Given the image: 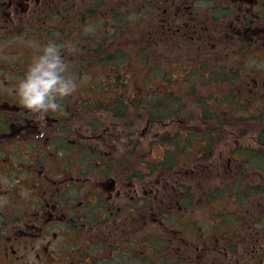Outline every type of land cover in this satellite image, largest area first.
Wrapping results in <instances>:
<instances>
[{
	"label": "trees",
	"instance_id": "1",
	"mask_svg": "<svg viewBox=\"0 0 264 264\" xmlns=\"http://www.w3.org/2000/svg\"><path fill=\"white\" fill-rule=\"evenodd\" d=\"M91 2L86 11L75 8L76 16L84 21L56 25L57 42L65 45L62 51L67 62L72 53L75 72L99 78L83 97L76 96L75 116L89 114L93 135L102 132L98 125L107 132L121 130L125 150L132 153L135 148L138 154L139 174L156 173L158 167L159 174L165 175L167 191L174 186L185 193L184 211L195 203L207 204L205 199L212 197L228 199L229 208L213 224V231L224 234L238 224L232 235L236 240L242 237L243 243L221 244L225 248L221 259L209 252L194 264H236L237 260L238 264H264V235L258 228L264 222V201L258 200V195H264V183L252 180H264V88L258 87L259 76L248 66L251 59L259 58L252 53L259 44L251 39L253 44H242L245 38L228 27L229 15L222 3L203 8L208 11L199 21L200 7H161L149 0L136 5L130 0ZM212 20L219 23L212 27ZM247 26L251 31L261 28L257 22ZM139 28L144 37L135 44L130 32ZM257 52L264 53V49ZM241 111L246 114L238 115ZM132 116L144 119L145 130L139 124L130 126ZM146 131L161 135L145 144L140 139ZM244 138L251 144H245ZM230 141L238 146L229 157L230 165L236 167L227 168L215 184H207L203 174L217 167L213 158L217 148ZM155 145L163 149L158 162L150 159ZM233 171L244 174L242 180L225 179ZM222 184L224 189L217 188ZM231 193L230 198L223 196ZM172 212L167 210V215ZM180 232L171 237L170 255L174 264H187L193 259L182 245L188 241L182 236L185 230ZM156 241L160 248L156 251L166 256V238L157 236ZM165 261L169 264L166 257Z\"/></svg>",
	"mask_w": 264,
	"mask_h": 264
},
{
	"label": "flooded vegetation",
	"instance_id": "2",
	"mask_svg": "<svg viewBox=\"0 0 264 264\" xmlns=\"http://www.w3.org/2000/svg\"><path fill=\"white\" fill-rule=\"evenodd\" d=\"M113 1L124 3V0ZM149 1L161 7H200L199 21L208 11L203 8L222 3L229 15L228 27L245 38L242 44L246 46L251 39L259 44L257 47L264 48L261 24L264 0ZM91 3V0H0V264H140L141 258L154 264L156 228L148 220H156V209L164 204L168 208L171 200L159 199L163 185L157 178L141 185L138 154L135 148L132 153L125 150L121 130L104 129L93 135L90 125H80L84 132L73 127L69 130L71 134L83 133L85 140L79 143L75 153L72 148L71 154H65L60 151L66 143L61 142L63 130L58 123L66 122V118L56 117L75 116V95L61 100L62 110L41 114L21 106L13 91L42 48L25 49V43L33 37L43 45L50 40L57 42L56 25L84 21L85 18L76 16L75 8L86 11ZM215 12L218 14V10ZM255 22L261 28L251 31L247 24ZM218 23L212 20V27ZM15 45L19 56L5 57ZM73 48L71 45L70 49ZM70 59L73 61L72 53L68 56V74L74 67ZM112 134L118 135L116 145H121L118 148L123 150L120 157L113 156L117 147L106 150L108 146H104L98 160H92L89 165V141L111 142L115 137ZM52 154L66 158L59 169L50 161ZM76 161L89 165L88 178L81 175L87 170L75 166ZM128 176L131 183L126 181ZM180 202L177 200L176 204ZM144 208L149 219L141 213ZM167 244L166 258L171 259L173 242L168 237ZM19 245L25 246L29 260L23 257L27 251L19 249ZM186 249L193 252L192 243ZM199 249L196 246L197 252Z\"/></svg>",
	"mask_w": 264,
	"mask_h": 264
},
{
	"label": "rangeland",
	"instance_id": "3",
	"mask_svg": "<svg viewBox=\"0 0 264 264\" xmlns=\"http://www.w3.org/2000/svg\"><path fill=\"white\" fill-rule=\"evenodd\" d=\"M132 3H134L136 5V2H132ZM132 18H134V16L131 17V19ZM89 30L90 31L88 33L91 32L92 26L89 27ZM130 34L132 36V37H130V39L135 44H137V40L139 38L144 37L143 36V30H141L140 28L138 29L137 32L133 30L132 32H130ZM38 46L42 47L43 44H39L37 42V38L33 37V38H30L27 43H25L24 48L25 49H32V51H36L38 49L37 48ZM17 49L18 48L15 45L10 51L8 50L4 54V56L7 58L12 57L13 55L16 57L19 56L20 52H19V49L18 50ZM261 49H264V48L255 47V49H253L252 53H254V56L259 57V58H254V60L251 59L249 61L248 66L251 67L253 72H255L256 77L259 76L258 77L259 84L264 86V53L257 52L258 50H261ZM135 50L136 49L133 50V48H130V51L132 53H134ZM115 52H116V50H115ZM70 60H71V62H70L71 64H72V62L75 63V61H72V59H70ZM75 71H77V70L75 67H73L71 69V71H69V75L73 76L78 81L79 87H77V89L73 93L75 95V99H76V96L83 97L84 95H82V93L87 89V87L89 85L92 84V81L95 79H99V78H94L93 76L86 74V73L77 74ZM101 82H103V81H101ZM260 101H262V99ZM256 105H257V103H256ZM245 114H246V111H241L238 113V115H245ZM88 116H89L88 113L83 112L78 116L65 115V116L56 117V119H58V120L61 117L66 118V120H65L66 122L58 123V126L60 127V130H63L61 132V138H64V139L61 142L62 143L65 142L68 147L66 145L62 146L60 148V151H64L65 154H66V152L71 154V150L73 148V152L75 153V150L77 149L79 143L81 141L85 140V134L78 133V134L74 135V134H71V132L69 130L73 127H75L76 129H79L80 125H82V124H84L86 127H89V125L92 122H89V119L91 117H88ZM143 120L144 119H141L140 117H138L137 119H134V117L132 116L131 120L129 119V122H131L130 126H134L136 124H139V125H141L140 128L142 130H145L146 126H145V123L143 122ZM135 121H136V123H135ZM100 122H101V119H100ZM98 127L101 128L100 125H98ZM79 130H81V129H79ZM81 131H83V130H81ZM51 135L54 136L53 134H51ZM112 135H115V134H112ZM158 135H161V133L155 134V132L153 131V132H150V134H148V132H147L144 135V138L140 139V141L146 144L148 142L149 138H152V139L155 138V140H156V137ZM117 137H118V135L117 136L115 135L114 141L105 142V143L101 142L100 144H95V142L92 143L91 141H89V143H88L89 144V146H88L89 150L87 149V152H89L88 153L89 165H90L92 160H95V159L98 160V158H99L98 155L102 152L101 149H103V146H105V147L108 146V147H106V150H112L115 147H117V145H116L117 144L116 142L118 140ZM243 141L245 142V144H247V143L251 144L250 139L244 138ZM70 143H73V146H70ZM108 143H112L116 146L109 145ZM199 145H202V143H200ZM74 146H75V148H74ZM119 146H121V145H119ZM118 147L114 151V154H113V156L116 158H119L120 153L123 151L122 147L120 149ZM235 147H238V146L237 145L234 146V143L232 141L225 142L223 144V146H219L217 148L215 157H213L216 160L217 167H214L213 169H211L213 171L208 170L207 173H204L202 180L207 178V180H205V182L207 184H215L216 180H218L220 177L223 176V172H225L227 168L232 169L233 167H236L234 164L230 165V162H229V157L231 155H233ZM152 152H153V157H150V159L154 162H158V160L161 159L163 156V149L158 145H155V148L153 149ZM51 157L52 158L50 159V161L53 163L55 168L59 169L60 167H62V165L65 164L66 158L63 159L62 157H59L56 154H54V155L52 154ZM236 157L241 158V156L237 153H236ZM184 160L186 161V159H184ZM89 165L83 164L79 161H76V164H75V166H81L82 168L87 170L86 172H82V174H81V175H84L86 178H88V174L90 171ZM126 167H127V164L125 163L124 164V170H126ZM178 168H180V167H178ZM178 168H176V169H178ZM93 169L94 168L91 169V172H92L91 174L94 173ZM209 171H211V172H209ZM140 173H141V171H140ZM153 173H154V170L151 171L150 175L151 174L153 175ZM159 173H161V171L158 167H156V173H154V175H156L157 179H159V175L163 176V174H159ZM184 173L187 174V172H184ZM141 174H149V173H141ZM125 176L127 177V175H125ZM236 177H237V180H240V179L242 180V178L244 177V174H239V173L235 174L233 171L229 175V177L225 178V179H231L232 178L234 181V179H236ZM252 180L256 181L255 183H258V182L264 183V180L260 177H254ZM126 181L128 183L132 182L131 179H129V178H127ZM140 181L144 182L143 179H140ZM217 188L224 189V185L223 184L218 185ZM262 189L264 190V184L262 186ZM223 196L230 198L232 196V193L231 194H225ZM258 200L264 201V195L263 194H261L260 196L258 195ZM227 201H228V199H225L222 197H215V198L212 197L210 200L205 199V203H207V204L195 203L194 205L190 206V208H189L190 211L189 210L184 211L180 208L174 209L172 215L165 220L166 223L167 224L169 223V225L172 228H179V230L180 229L181 230H187L183 233L182 236L186 237L187 239L194 240V241H197L195 233L196 232L199 233L200 229H202L201 233H202L203 248L201 249L200 252L189 251V253H190L189 256L193 259V261L188 262L187 264H194V262L197 261L199 259V257L202 256V254L203 255L208 254V249L213 250L215 247H218L217 246L218 242H219V247H218L217 252L215 250H213V251H215V256L218 255L219 259H221V255L225 254V248L221 244H226L229 246V244L231 242L236 240V238L232 235V229L235 228L238 224L231 226L230 229H227L224 234L223 233L216 234L213 231L214 230L213 224H215L218 221V219H220V217H221L220 214H222V212H226V208H229V207H226V205L228 203ZM156 213H157V211H156ZM192 213H194V216L192 219H190L189 217L191 216ZM258 228H259V231H261L262 234L264 235V222L262 224L258 225ZM168 238L171 239V234H169ZM184 242H185V240H183L182 245H184ZM236 243L242 244L243 243L242 237H240L239 240H236ZM175 246L178 247L176 244H175ZM186 246H187V244L183 247L186 248ZM19 249L26 250L24 245H19ZM23 257L26 258L27 260H29L28 251H27V255H25ZM140 262H142V264H149V262H151V260L144 258ZM167 263L174 264V259H169ZM234 263L235 262H233V264ZM238 263H239V261L237 260L236 264H238ZM165 264H166V262H165Z\"/></svg>",
	"mask_w": 264,
	"mask_h": 264
},
{
	"label": "clouds",
	"instance_id": "4",
	"mask_svg": "<svg viewBox=\"0 0 264 264\" xmlns=\"http://www.w3.org/2000/svg\"><path fill=\"white\" fill-rule=\"evenodd\" d=\"M64 47L50 40L32 58L13 89L21 106L41 114L62 110L61 100L78 87L77 79L68 74Z\"/></svg>",
	"mask_w": 264,
	"mask_h": 264
}]
</instances>
